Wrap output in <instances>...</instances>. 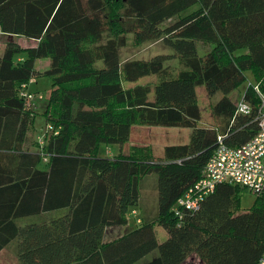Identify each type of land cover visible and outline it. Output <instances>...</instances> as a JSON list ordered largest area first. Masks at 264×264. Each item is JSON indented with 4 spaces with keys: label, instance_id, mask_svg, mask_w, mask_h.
<instances>
[{
    "label": "trees",
    "instance_id": "obj_1",
    "mask_svg": "<svg viewBox=\"0 0 264 264\" xmlns=\"http://www.w3.org/2000/svg\"><path fill=\"white\" fill-rule=\"evenodd\" d=\"M130 32L138 45L162 39L178 67L165 55L121 63ZM0 33L36 42L8 41L0 55V251L18 264H136L155 250L145 264H182L193 254L203 264H257L264 193L244 213L230 183L181 218L172 207L200 178L219 136L240 147L257 132L264 0H0ZM198 44L208 49L199 54ZM42 59L49 65L41 72ZM246 71L254 84L240 99L251 108L243 115L228 96ZM36 76L51 80L43 118L53 131L31 151L35 107L20 94ZM148 77L155 81L139 83ZM198 87L210 98L221 94L212 106L216 126L199 127ZM136 126L191 134L157 159L149 145L123 152ZM153 174L155 216L104 242L106 228L127 224L140 180ZM155 224L168 234L161 244Z\"/></svg>",
    "mask_w": 264,
    "mask_h": 264
},
{
    "label": "rangeland",
    "instance_id": "obj_2",
    "mask_svg": "<svg viewBox=\"0 0 264 264\" xmlns=\"http://www.w3.org/2000/svg\"><path fill=\"white\" fill-rule=\"evenodd\" d=\"M8 41L16 42L23 47H30L33 46V44H36L35 41L26 39L24 37H9L8 39H5V37L0 35V53L2 52V46H5V43ZM198 46L199 54H201V51L204 52L208 49L207 45L198 44ZM156 55L167 56L169 60L165 64L169 65L170 68L176 69L178 67V60L174 51L171 48L166 47L162 39L145 42L138 45L134 42L133 34L130 32L126 35L125 46L119 50V58L121 63H125L131 60L147 61ZM46 61H48V59H42L41 61H39L38 67L43 65V62ZM244 76L245 80L238 86V88H236V90L232 94L228 96L234 104L240 101L245 88L249 84H254V79L249 71L244 72ZM154 81L155 77H148L141 79L139 83L152 84ZM125 86L129 87L130 85ZM27 88L26 89L31 93H39L43 97V100L41 101L37 98L33 100V105L35 107L33 108L35 112V124L34 128H32L30 132L28 148L34 150L35 145L37 144L36 141L38 137L42 136L46 129L47 123L43 118V112L45 109L46 100L51 91V80L45 76H36V78H33L32 81L29 82ZM220 95V93H217L213 98H210L204 87H198L196 89L197 102L201 113L199 127H212L218 124L216 118L212 114V106L220 98ZM32 107L33 106L30 105L28 108L30 109ZM180 131H182L183 134L178 133ZM187 131L188 130L181 128L136 126L132 128L130 140L127 144L124 145L123 152L127 153V150L131 145H149L153 148V156L155 158H158L157 156H159V153L165 146L183 145L184 143L182 142H185L188 139ZM184 133L186 134V136L184 135ZM114 150L115 147L112 146L110 147V150H107L106 154L111 153ZM239 188L241 190L239 192V210L243 213L248 212L254 204L257 195L248 192L243 187L239 186ZM139 192V206L133 209V211H135V215H127L128 221L126 225L108 227L103 238L104 242H107V240H114L123 235L131 227L138 225L136 223L137 219H139L140 222H142L143 219L150 221L155 216L157 209L156 175L153 174L142 178L139 182ZM154 234L158 244H161L168 238L167 232L157 224L154 225ZM2 254L3 255H0L1 264H16L14 263L16 261V258L12 254V252H2ZM156 255L157 251H152L136 264H145L151 259L155 258ZM182 264H201V261L196 255L193 254L190 255Z\"/></svg>",
    "mask_w": 264,
    "mask_h": 264
},
{
    "label": "built area",
    "instance_id": "obj_3",
    "mask_svg": "<svg viewBox=\"0 0 264 264\" xmlns=\"http://www.w3.org/2000/svg\"><path fill=\"white\" fill-rule=\"evenodd\" d=\"M259 96L260 105L256 116L257 132L240 147H230L223 143V138H217V146L209 158L196 183L185 191L175 202L172 212L175 217L181 218L185 212H194L200 208L207 196L212 194L220 183H230L243 187L248 192L259 195L264 193V96L254 86ZM20 96L31 104L34 99L42 100L40 94L21 91ZM236 111L239 114H249L250 105L243 100L237 103ZM53 128L46 126L44 134L38 137V142L43 143L46 133H51ZM56 134V132H55ZM130 214L135 215V211ZM139 224L140 220L137 219ZM257 264H264V252L259 257Z\"/></svg>",
    "mask_w": 264,
    "mask_h": 264
},
{
    "label": "crops",
    "instance_id": "obj_4",
    "mask_svg": "<svg viewBox=\"0 0 264 264\" xmlns=\"http://www.w3.org/2000/svg\"><path fill=\"white\" fill-rule=\"evenodd\" d=\"M1 36H3V37H5V39H8L9 37H12V36H6V35H2V34H0ZM33 41V40H32ZM20 45V44H19ZM34 45V44H33ZM3 50H4V46H2V52L0 53V55L3 53ZM46 60V59H45ZM39 61H41V60H37L36 62H35V69L37 70V71H44L45 69H47V67H48V65H49V60L48 61H46V62H43V65H41L40 67H38V63H39ZM186 130H188L187 131V135H188V139L185 141V142H182V143H187L188 142V140H189V137H190V134H191V130H189V129H186ZM131 132H132V129H131ZM178 133H180V134H183V132L182 131H180V132H178ZM184 135L186 136V134L184 133ZM180 143V142H179ZM176 144H178V143H176ZM29 147V146H28ZM153 149V148H152ZM164 149V148H163ZM163 149L161 150V152L159 153V156H157L158 158L157 159H161V158H163ZM31 150V149H30ZM32 151V150H31ZM153 153H154V151H153ZM107 229V228H106ZM106 229H105V231H106ZM104 231V235H105V232ZM103 238H104V236H103ZM109 241H112V240H107V242H109ZM2 252H10L11 253V251H9L8 249H4V250H2V251H0V255H3L2 254ZM13 254V253H12ZM14 255V254H13ZM15 256V255H14ZM15 258H16V256H15ZM199 259V258H198ZM200 260V259H199ZM201 261V260H200ZM14 263H16V264H18V261H17V258H16V261L14 262ZM1 264V263H0ZM201 264H203V262H201Z\"/></svg>",
    "mask_w": 264,
    "mask_h": 264
}]
</instances>
